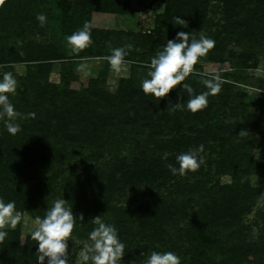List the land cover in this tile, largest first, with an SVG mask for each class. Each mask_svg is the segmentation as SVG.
Returning <instances> with one entry per match:
<instances>
[{
	"label": "trees",
	"instance_id": "trees-1",
	"mask_svg": "<svg viewBox=\"0 0 264 264\" xmlns=\"http://www.w3.org/2000/svg\"><path fill=\"white\" fill-rule=\"evenodd\" d=\"M46 1L51 0H31L30 3ZM159 1L167 6L166 30L175 37L181 30L176 17L187 24L194 15L209 7L206 0ZM218 1L223 2L226 25L233 30H245L249 50L264 54V0ZM54 2L61 6L60 0ZM13 4L14 0H5L0 6V80L5 72L13 74L17 90L15 95L9 96L11 103L19 113L34 112L36 118L23 119L24 131L14 136L0 120V166L5 168L3 177L6 178L0 176V199L6 203L14 201L19 212L41 218L55 200H66L77 217L72 239L68 241L69 264H74L78 251L89 242V233L95 227L91 219L96 216L117 229L118 238L125 245L121 264H145L152 251L174 252L181 264H264V232L248 242L247 235L236 229L255 205L261 203L264 212V201L260 200L264 193V134L258 131L253 135L245 126L246 106L230 103L226 96L221 106L214 101L216 105L210 104L195 114L186 107V121L176 127V137L171 134L173 128L160 130L161 126H152L151 117L145 121L146 116L143 118L136 113L128 118L125 104L134 96L143 98L134 76L122 78L118 92L112 95L106 89L110 68L106 62L97 78L76 87L78 77L73 69L79 63L69 61L62 64L61 83H49L47 74L53 62L65 57L55 51V47L34 43L25 46L26 31L30 28L24 15L27 8L22 7L18 16ZM125 4L128 3L83 0V7L73 12L62 11L58 16L55 14L54 19L59 20L61 33L69 34L81 29L85 21L91 23L96 14H107L115 7L123 13ZM113 39L108 35L101 43ZM147 39L150 37H145L143 43L147 44ZM149 42L151 48L156 46L160 50L166 45L162 36ZM116 43L121 42L116 40ZM104 45L103 51L118 48ZM222 50L218 45L209 59L216 60ZM92 51L89 46L80 55L91 56ZM38 52L42 53L37 55ZM44 53L50 55L41 57ZM148 56L147 52L137 54L136 49H131L125 60L146 62ZM49 61H53L52 64ZM18 65H25V75L15 73ZM134 67L139 66L132 65ZM201 68L196 65V70ZM201 80L202 76L192 75L183 83H200ZM179 90L183 91L182 84L174 92L178 97L182 94ZM193 90L195 95L207 91L201 86ZM211 97L214 96H209L208 100ZM187 99L185 96L184 106ZM122 105L123 108H119ZM211 106L217 108L218 114L222 109L225 116L222 126L214 121L212 124L222 133L218 140L210 139L206 128V117L216 118ZM226 120L231 122L226 123ZM43 128H47V132ZM182 130L190 134L187 136ZM241 130L249 134L238 137ZM219 142L218 147L212 146ZM200 145L204 146L201 154L209 151L211 155H219L216 166L213 167L214 160H210L207 171L202 168L190 172L183 181L178 180L179 176L173 175L167 165H174L182 147L195 149ZM256 149L259 157L253 159ZM122 150L126 154L135 152L133 160L137 161L132 164L123 161ZM161 150L164 151L161 153ZM165 153L167 160L162 158ZM196 174L199 176L194 181ZM223 174L232 176L231 185H222L216 179ZM252 175L260 177L259 186L250 183ZM81 213L82 222L79 221ZM177 217L185 220L178 237L165 227V222H174ZM223 227L229 228L227 237L220 233ZM7 233L0 243V264H37L38 244L31 235H22L20 228Z\"/></svg>",
	"mask_w": 264,
	"mask_h": 264
},
{
	"label": "rangeland",
	"instance_id": "rangeland-1",
	"mask_svg": "<svg viewBox=\"0 0 264 264\" xmlns=\"http://www.w3.org/2000/svg\"><path fill=\"white\" fill-rule=\"evenodd\" d=\"M30 1L31 0H14L13 4V8L15 9V12H17L18 16L21 13L22 7L27 8L24 15L29 20L28 25L30 28L26 31L25 46H29L31 43H34L35 45H44L50 48L55 47L57 48L55 51L63 53L65 57L64 59L56 60L54 62L49 61V64L53 62V66L50 67L47 74V80L51 84L59 85L61 83V69L64 62L67 63L69 61H75L79 63L78 65H75L73 69L78 77V81L75 85L76 87L86 85L90 78L98 77L100 71L104 68L105 63L107 62L104 57L111 54L112 48L109 51L102 50L101 47L105 46V43L111 47H123L125 46L123 44H132L134 45L132 49H136L137 54H143L144 52L149 53L148 59L146 62H140L136 59L134 60V63H125L119 71L114 70L110 66L106 89L110 94L115 95V93L118 92L120 80L127 77L133 78L134 76V78H136V88L142 91V81L145 78H148L147 72L149 71V68L142 65H144L143 63H150L151 58L155 56L157 51H160V49L156 46L151 48L152 44L149 41H155V39L158 40L159 36H162L167 43L168 40L176 38L173 32L168 33L166 30L165 15L166 17L168 15L166 13L167 6L164 2L162 3L159 0H113L117 5L120 3H128L127 6L125 4L126 10L121 13L120 8L115 7L114 11L111 9L107 14H96V16L93 17V20L91 21V35L93 43L90 46L93 49V54L91 56H81V52L79 54H75L71 51V48L67 45L65 39L68 35H71L73 31H70L69 34H62L59 28V20H55L54 15L56 14V16H58L62 11L66 12V10L73 12L76 8L83 5V0H60L61 6L55 3L54 0H51L50 2H42L40 4L30 3ZM203 1L205 0H200V2ZM206 1L209 2V7L204 11L202 10L201 12H198L197 15H194L193 19L189 20L187 24L181 26V28H179L181 30L178 32L183 31L190 33V37L194 36L197 39H199L200 35L203 34L205 37L215 41L214 48L209 51L207 56L201 58L198 63V65H201L202 68L200 70H196L197 73H217L225 81L221 86L220 93L211 97V99L209 98L208 106H210V104L216 105L213 103L214 101H216L217 105L221 106V103L226 100L227 96L229 97L230 103L238 102V104L246 106L247 120L245 126H247L249 132L253 135L258 133V131L264 134V54L261 52H255V50H249L250 44L245 41V30L242 31L239 29V31L236 28L233 30L231 27L226 25L222 1ZM57 10L59 11L57 12ZM40 13L47 16V23L43 27L40 26L39 21L36 19L37 15ZM108 35H111L114 39L101 43V41ZM147 36L150 37V40L147 39V44H145L143 43V40ZM116 40L120 41L122 44H115ZM218 45H220L223 50L219 52L220 54L216 60L212 61L209 59V55L216 47H218ZM50 48L47 49L50 50ZM57 52L56 54H58ZM41 53L42 52H38L36 54L40 55ZM49 55L50 54L44 53L41 57ZM127 61L128 60H126V62ZM132 65L139 67L132 68ZM25 72V65H18L15 67V73L17 75L23 76L25 75ZM203 78L206 77H202V79ZM189 85L192 88L200 86L206 88L201 82H192ZM180 86L173 89L167 97L160 101L156 100L153 96L145 95L143 91L142 99L137 98L138 96L130 98L129 103L125 104L126 111H129V113L127 112V117H134L136 113L140 116L142 115L143 118L146 116L145 121L151 117L153 119L150 122L152 126H161L160 130H164L167 127L169 129L173 128L171 134L176 137V127L184 124V121H186L184 119L185 109L183 111H173L172 105H175L176 103L183 104L185 96L189 99V94L184 90H179V92L182 93L179 97L177 93L174 94V92L178 91ZM193 95H195L194 92ZM176 97L178 100L175 99ZM123 106L124 105L119 108H123ZM211 107L213 109V113L216 115V118L211 120L210 116L206 117V128L210 131V135L208 137L212 140H218L222 137V133L220 134L217 129H214L212 124L214 121V123H219L220 126H222L225 116L223 115L222 109L218 114L217 108L214 106ZM184 108H186V105ZM140 119L142 118L140 117ZM160 119L168 121H160ZM17 122L21 126L25 121L23 119H18ZM43 129L47 132V128ZM23 131L24 130L21 126V132ZM182 133L185 135L190 134L187 130H182ZM173 136H169V138L173 139ZM202 139L204 140L205 137ZM218 145H220V142L212 143V146L218 147ZM71 149L72 148H70L69 151ZM189 150H191V148L188 146L187 148L182 147L178 154L188 152ZM162 151L164 150H161V153ZM215 151L213 150V152ZM135 154V152L126 154L124 150H122L120 158L126 163L132 164L134 161H137L133 160V158L136 159L134 156ZM170 154H174V152H170ZM201 155L204 157L205 163L202 164L199 169L203 168L207 171L210 160H214L212 165L213 167L216 166L215 161L219 159L218 154L211 155L209 151H206ZM258 157L259 150L256 149L252 158L257 159ZM149 159L151 160L152 157ZM71 163L74 164L73 161ZM119 163L120 161H117V164ZM141 165H143V163ZM174 166L177 168L179 167L177 162L174 163ZM4 172L5 168L0 166V176H2V179H6L3 177V175H5ZM188 175L190 176V172H188L185 176L177 174V176H179L178 180L183 181L184 179L182 178ZM197 176L199 175L196 174V176H193L194 181L197 180ZM216 179L219 180L222 185L232 184V176L230 174H223L218 176ZM259 181L260 177H257L256 175H252L250 177V183L254 187L259 186ZM170 183H172V179ZM124 208L126 207L124 206ZM20 213L23 216L21 223L18 224L15 229L7 228L5 230L14 231L17 228H20L22 235H31V232L36 227V217L25 212ZM177 218L178 219H175L174 222H172V220L165 222V227L166 230H169V232L172 231L178 237L180 233L179 231L182 229L185 220L180 217ZM236 229L241 231L242 235H247L248 242L255 239L258 234L263 233V205H261V203L255 205L251 212L244 216L242 223L236 226ZM253 229H258V233L254 234ZM220 233L227 237L229 234V228H221ZM74 264H78V254L74 259Z\"/></svg>",
	"mask_w": 264,
	"mask_h": 264
},
{
	"label": "clouds",
	"instance_id": "clouds-1",
	"mask_svg": "<svg viewBox=\"0 0 264 264\" xmlns=\"http://www.w3.org/2000/svg\"><path fill=\"white\" fill-rule=\"evenodd\" d=\"M4 2L5 0H0V6H3ZM36 19L41 27L47 23V16L43 13L38 14ZM175 22L181 26L186 24V21L180 17H176ZM91 30V23L85 21L81 29L65 38L73 53L79 54L91 46L93 43ZM214 46L215 41L203 34L197 39L194 36L190 37V33L178 32L175 39L168 40L163 49L156 52L150 63L143 65L149 68L148 78H145L141 84L143 93L160 101L182 84L183 90L189 94L187 110L193 114L204 110L208 106V97L219 94L225 82L217 73L196 72V65ZM132 48V44H127L111 49V54L104 59L114 70L119 71L125 63H134V61L126 62L125 60ZM20 54L23 55L22 52ZM192 75L206 77L201 80V83L207 91L193 95V88L183 83ZM16 90L17 80L11 72H5L0 80V120L4 122L8 133L13 136L21 131V126L17 123L18 119L36 118L34 112L24 115L15 110L9 96L15 95ZM184 107V104L176 103L172 105V110L183 111ZM225 122L230 123L231 120ZM248 134L247 130H241L238 137H246ZM203 152L204 146L200 145L198 148L176 156L178 168L172 164H168L167 167L173 175L185 176L188 172H196L205 163L201 155ZM162 158L167 160L168 154L165 153ZM260 200L264 201V193L261 194ZM22 219L23 216L16 210L14 201L6 203L0 199V243H3L8 235L5 229H15ZM83 220L84 216L81 213L79 221ZM76 223L77 217L73 215L72 207L67 206V201L62 198L53 202L43 218L39 216L35 218L36 227L31 232V239L38 244L37 264H45L46 259L47 264H69L68 241L72 239ZM91 223L95 227L89 233V242L84 243L78 253V264H121L125 255V245L118 238L117 229L113 225L106 224L101 216L92 218ZM253 232L257 234L258 229H253ZM145 264H181V259L171 251L163 253L152 251Z\"/></svg>",
	"mask_w": 264,
	"mask_h": 264
}]
</instances>
